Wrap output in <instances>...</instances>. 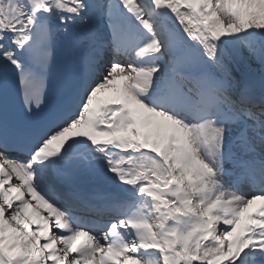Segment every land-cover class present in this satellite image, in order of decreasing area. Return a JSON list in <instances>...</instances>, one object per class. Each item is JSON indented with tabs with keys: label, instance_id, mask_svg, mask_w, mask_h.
<instances>
[{
	"label": "snow or ice",
	"instance_id": "obj_1",
	"mask_svg": "<svg viewBox=\"0 0 264 264\" xmlns=\"http://www.w3.org/2000/svg\"><path fill=\"white\" fill-rule=\"evenodd\" d=\"M0 264H264V0H0Z\"/></svg>",
	"mask_w": 264,
	"mask_h": 264
},
{
	"label": "bare ground",
	"instance_id": "obj_2",
	"mask_svg": "<svg viewBox=\"0 0 264 264\" xmlns=\"http://www.w3.org/2000/svg\"><path fill=\"white\" fill-rule=\"evenodd\" d=\"M100 188H101V190L105 191L106 186H104V185H100ZM245 191H247V189H245Z\"/></svg>",
	"mask_w": 264,
	"mask_h": 264
},
{
	"label": "water",
	"instance_id": "obj_3",
	"mask_svg": "<svg viewBox=\"0 0 264 264\" xmlns=\"http://www.w3.org/2000/svg\"><path fill=\"white\" fill-rule=\"evenodd\" d=\"M110 190V189H109Z\"/></svg>",
	"mask_w": 264,
	"mask_h": 264
}]
</instances>
